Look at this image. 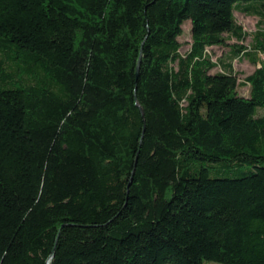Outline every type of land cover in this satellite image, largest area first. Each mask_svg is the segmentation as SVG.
<instances>
[{"label": "trees", "instance_id": "16d2710c", "mask_svg": "<svg viewBox=\"0 0 264 264\" xmlns=\"http://www.w3.org/2000/svg\"><path fill=\"white\" fill-rule=\"evenodd\" d=\"M236 11L264 0H0V264H264V28Z\"/></svg>", "mask_w": 264, "mask_h": 264}, {"label": "rangeland", "instance_id": "374dc122", "mask_svg": "<svg viewBox=\"0 0 264 264\" xmlns=\"http://www.w3.org/2000/svg\"><path fill=\"white\" fill-rule=\"evenodd\" d=\"M236 20L238 23L243 25L244 29L249 33L248 36L240 42L243 45H250L253 42V38L255 33L261 29L264 28V21H261V19L258 16L248 15L240 11L235 12ZM183 34L180 37L181 41L183 42V51L187 50L190 46L191 42V33H190V22H185L183 26ZM236 39L233 38L230 41V44H235ZM229 46H213L211 48V53L213 59L216 61L217 59H220L221 57H224L228 52ZM259 58L261 60H264V54L259 53ZM258 63L252 62L247 57L243 59H235L233 61L234 69L238 73L239 81H242L246 75L251 73L258 65ZM221 67L220 65H217L212 71H220ZM238 90L243 95H248L250 86L245 85H239ZM206 264H221L216 261H206Z\"/></svg>", "mask_w": 264, "mask_h": 264}]
</instances>
